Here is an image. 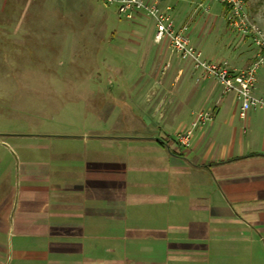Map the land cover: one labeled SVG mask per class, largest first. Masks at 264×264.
<instances>
[{
	"label": "crops",
	"instance_id": "0c3cea01",
	"mask_svg": "<svg viewBox=\"0 0 264 264\" xmlns=\"http://www.w3.org/2000/svg\"><path fill=\"white\" fill-rule=\"evenodd\" d=\"M153 47L146 103L70 106L32 134L0 136V264H205L215 239L264 264V120L238 126L235 96L223 117L220 83L199 84L167 43ZM188 130L185 147L176 135Z\"/></svg>",
	"mask_w": 264,
	"mask_h": 264
},
{
	"label": "rangeland",
	"instance_id": "374dc122",
	"mask_svg": "<svg viewBox=\"0 0 264 264\" xmlns=\"http://www.w3.org/2000/svg\"><path fill=\"white\" fill-rule=\"evenodd\" d=\"M145 1L157 3L176 28H188L204 61H209L207 53L218 54L215 62L229 65L232 59H245L235 68L245 70L263 59L257 42H264V0H242V28L230 25L229 9L217 0ZM154 34L147 15L126 19L101 0H0V136L32 134L38 130L41 115L56 114L62 119L70 106H92L98 112L106 106L130 105L134 98L146 103L140 85L151 82L148 88L153 89L156 84L140 75L153 71V59L142 66L141 58L147 56L142 51L148 47L155 49ZM163 43H167L168 56L178 57L167 39ZM179 59L190 63L199 84L210 80L192 61ZM161 71L159 77H164ZM256 78L257 86L261 81L264 88V60ZM224 95L221 115L226 118L234 95ZM255 95L258 97L257 92ZM56 111L58 114L53 113ZM207 114L213 119L216 112L199 113ZM259 118L264 120V112H250L243 120L237 112L235 122L245 126ZM248 247L215 239L201 258L205 264H257ZM186 262L181 264H197Z\"/></svg>",
	"mask_w": 264,
	"mask_h": 264
},
{
	"label": "built area",
	"instance_id": "2783aa9c",
	"mask_svg": "<svg viewBox=\"0 0 264 264\" xmlns=\"http://www.w3.org/2000/svg\"><path fill=\"white\" fill-rule=\"evenodd\" d=\"M108 7L116 9L117 14L126 19H133L138 14L147 15L154 25V42L159 44L164 39L169 41L173 53L182 60L193 62L196 70L210 79L220 83L224 94H233L239 101L240 118L246 119L250 111L264 110V101L256 97L257 88L256 72L264 60V42L258 41L257 46L263 53V59L249 69L236 70L225 62L204 61L193 45L188 28H176L168 14L162 11L157 3L145 0H101ZM229 9L231 17L228 21L235 28H242L243 1L242 0H217ZM200 121L209 119L208 115H201ZM195 127V125H194ZM192 131L188 130L176 135V139L185 147L190 145Z\"/></svg>",
	"mask_w": 264,
	"mask_h": 264
}]
</instances>
